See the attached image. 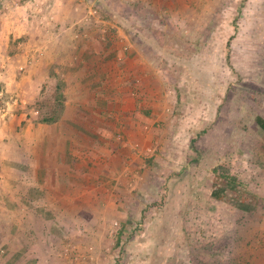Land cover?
<instances>
[{"label": "rangeland", "instance_id": "rangeland-1", "mask_svg": "<svg viewBox=\"0 0 264 264\" xmlns=\"http://www.w3.org/2000/svg\"><path fill=\"white\" fill-rule=\"evenodd\" d=\"M135 4V0H98L94 17L104 19L107 31L115 36L118 21L130 29L137 25L132 20L144 16L147 21L155 14L154 9ZM207 9L223 20L207 22L208 15L201 17L200 36L209 38L200 41V57L190 59L189 52L177 54L152 42L173 63L153 72L154 129L133 140L114 135L112 141L134 150L137 157L132 164L124 157L118 171L110 169L104 176L109 180L101 183L102 190L109 196L107 207L101 208L100 229L77 228L74 239L66 229L68 211L67 216L58 215L60 225L54 226L66 264H249L246 257L237 256L249 251L246 240L264 244V132L255 123L258 114L264 116V0H251L249 5L238 0L233 7ZM139 26L143 32L151 31L145 22ZM185 30L178 33L187 36ZM231 34L235 38L229 48L226 41ZM119 44L128 50L127 43ZM39 82L40 91L35 89L39 93H30L35 100L22 108L20 99L14 103L15 96L2 88L0 72V116L25 111L34 128L47 116L58 117L64 110L66 80L51 65L43 87ZM133 93L137 95L135 89ZM140 109L148 113L146 107ZM2 120L0 190L19 192L20 178L36 174L37 167L21 163L37 159L32 146L26 149L27 139L35 143L36 132L27 136L22 123L14 133H6L2 126L7 119ZM108 138L101 141V135L93 134L81 144L91 141L96 148ZM98 168L93 167L92 173L104 175ZM88 169L84 162L78 163L79 180ZM219 174L234 179V195L242 192V198L257 205L256 213L251 214L242 201L222 202L212 196ZM0 202L19 209L24 200ZM6 254L0 247V257Z\"/></svg>", "mask_w": 264, "mask_h": 264}, {"label": "crops", "instance_id": "crops-1", "mask_svg": "<svg viewBox=\"0 0 264 264\" xmlns=\"http://www.w3.org/2000/svg\"><path fill=\"white\" fill-rule=\"evenodd\" d=\"M95 1L0 0L2 88L15 96L14 103L20 99L23 108L24 103L35 100L30 93H39L35 89L40 91L39 81L43 87L51 65L67 83L64 110L56 121L38 123L34 128L25 111L0 116V123L2 117L7 119L2 126L6 133H14L22 123L27 136L35 129L36 141L27 139L26 149L32 146L37 152L35 162H21L26 168L37 167L35 176H22L19 192L0 190V199L24 200L19 209L0 202V247L7 250L0 264H66L54 226L60 225V213L67 216L68 211L66 229L74 239L77 228L100 229L101 208L109 196L101 184L109 180L104 176L110 169L118 171L124 157L131 164L136 159L134 150L112 141L114 135L133 140L136 135L150 134L156 107L150 91L153 72L173 64L152 42L177 54L194 52L187 54L190 59L200 57V41L209 38L200 36L201 17L208 15L207 22L223 20L207 8L238 5V0H135V5H146L155 14L147 21L144 16L137 17L132 20L137 25L130 29L118 21L117 34L112 36L106 21L94 17ZM250 2L244 0L245 5ZM144 22L151 30L148 33L139 26ZM183 29L189 31L187 36L178 33ZM121 41L128 44L127 51ZM134 89L137 95L132 94ZM145 107L148 113H140ZM145 123L149 125L143 126ZM93 134L101 135V141L109 137L108 142L104 140V146L96 148L91 141L81 144ZM94 149L100 155L96 156ZM82 154L84 158L78 160ZM82 162L89 173L79 180L77 167ZM96 166L104 175L92 173Z\"/></svg>", "mask_w": 264, "mask_h": 264}, {"label": "trees", "instance_id": "trees-1", "mask_svg": "<svg viewBox=\"0 0 264 264\" xmlns=\"http://www.w3.org/2000/svg\"><path fill=\"white\" fill-rule=\"evenodd\" d=\"M236 32V30H235ZM235 38V34H231L229 36V38L227 39V46L230 48V40ZM248 48H252L251 46H246ZM250 51H252V49H250ZM58 119V117H53V116H47L43 119L44 122H53L56 121ZM255 123L258 126V129L262 132H264V116H262L261 114H258L255 118ZM233 178H230L229 176H223V175H216L214 178V189L212 191V196L214 198H216L217 200H220L222 202L226 201V202H244L242 203L243 205H245L248 208V211L251 212V214L256 213V207L257 205L254 204L252 201H247V198H242L243 193L242 192H237L235 195L234 193L236 192V186H235V181H233ZM233 202V203H234ZM246 206H244L246 208ZM252 206V208L250 207ZM255 208V209H254ZM246 245L249 246V251L246 253V255L244 256V254L242 253H237V256H243L246 257V259L249 260V264H264V244H260L259 246L251 243V239H247L246 240ZM250 255H249V254ZM230 258V257H229ZM242 258V259H243Z\"/></svg>", "mask_w": 264, "mask_h": 264}]
</instances>
